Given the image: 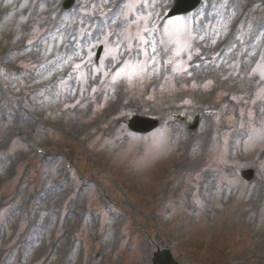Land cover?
Returning a JSON list of instances; mask_svg holds the SVG:
<instances>
[{"label":"rangeland","instance_id":"rangeland-1","mask_svg":"<svg viewBox=\"0 0 264 264\" xmlns=\"http://www.w3.org/2000/svg\"><path fill=\"white\" fill-rule=\"evenodd\" d=\"M174 2L0 0V264H264V0Z\"/></svg>","mask_w":264,"mask_h":264},{"label":"snow or ice","instance_id":"snow-or-ice-1","mask_svg":"<svg viewBox=\"0 0 264 264\" xmlns=\"http://www.w3.org/2000/svg\"><path fill=\"white\" fill-rule=\"evenodd\" d=\"M145 31H148V29L145 28ZM165 34L170 38L172 44L175 45L174 50H172L173 57H179L182 52L189 49L190 41L195 39V37H193L190 33L186 31H181L180 22H177L176 27H170L168 29H165ZM140 41L142 44L151 47L152 55L150 56L146 49H139L138 55H143L146 59L135 60V62H125L124 68H121L120 71H118L113 77L114 83L117 82L119 78H121L122 74H124L129 80V82H131L134 77L142 79L145 73H147L148 75H152L159 72V67H152L153 65H157L159 63L157 57L160 53L157 52L155 42H150L144 37H140ZM29 43H31V41H29ZM161 43H163V41H161ZM126 47L129 51H131L130 46ZM161 51L166 52L169 51V49H161ZM188 58L191 59L190 54ZM165 63L172 64L173 59L170 58L166 60ZM76 67L79 68L80 65H76ZM178 67L179 65H177V68ZM177 68H174L173 71H177ZM129 69H131V71H129ZM149 69H151V72H149ZM184 70L186 71V69Z\"/></svg>","mask_w":264,"mask_h":264},{"label":"water","instance_id":"water-1","mask_svg":"<svg viewBox=\"0 0 264 264\" xmlns=\"http://www.w3.org/2000/svg\"><path fill=\"white\" fill-rule=\"evenodd\" d=\"M200 2L201 0H178L179 5L173 9L172 14L177 15V14L187 13L188 11H191L195 9L196 7H198ZM155 126H156V123L150 124V121L140 119V118H136L132 124L133 129L138 130V131H143V132L150 131ZM247 174L249 177L252 176V172H249ZM165 255H167V253ZM161 262L162 260H159L158 264H161Z\"/></svg>","mask_w":264,"mask_h":264}]
</instances>
